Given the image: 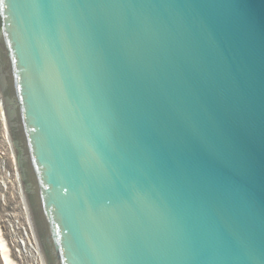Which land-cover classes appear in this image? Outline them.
Wrapping results in <instances>:
<instances>
[{"label": "water", "instance_id": "obj_1", "mask_svg": "<svg viewBox=\"0 0 264 264\" xmlns=\"http://www.w3.org/2000/svg\"><path fill=\"white\" fill-rule=\"evenodd\" d=\"M0 102L44 264H264V0H0Z\"/></svg>", "mask_w": 264, "mask_h": 264}, {"label": "built area", "instance_id": "obj_2", "mask_svg": "<svg viewBox=\"0 0 264 264\" xmlns=\"http://www.w3.org/2000/svg\"><path fill=\"white\" fill-rule=\"evenodd\" d=\"M4 130L5 131L3 135L7 142L6 144L8 145L10 155L12 157L13 166L10 167L8 165V161L5 159V156H7V150H1L0 151V183L4 187H7L9 183H13L14 176L16 180H18L20 186L21 199H22V214L20 215L13 213L7 214V216L4 218V228L6 232L8 231L7 239H5L2 235L1 236L3 237L8 247L11 245L12 247L15 248L16 252H18L19 257L23 258L24 256L27 257L34 256L37 258L36 264H44L41 251L39 249V245L36 239V235L34 234L33 231V225L30 219L29 210L24 199L7 125L4 126Z\"/></svg>", "mask_w": 264, "mask_h": 264}, {"label": "rangeland", "instance_id": "obj_3", "mask_svg": "<svg viewBox=\"0 0 264 264\" xmlns=\"http://www.w3.org/2000/svg\"><path fill=\"white\" fill-rule=\"evenodd\" d=\"M4 123L6 125V118L4 116L3 107L0 102V151L7 150V156H5V159L8 161V165L12 167L13 166L12 157L10 155L8 145L6 144L7 142L3 135L5 131ZM8 213H13L17 215L22 214V199H21V193H20V186L15 176L13 179V183H9L7 187H4L0 183V221H1L0 222V230H1L0 238L3 241H4L3 237L7 239V234H8L7 233L8 231L6 232L4 228V218L7 216ZM33 231L35 233L34 227H33ZM10 246L9 247L7 246V250H8L7 254L9 255V258L11 259V264H36V261H37L36 257L24 256L23 258H21L18 256V252H16L15 248L12 246L10 247ZM0 264H6L4 253L1 249V246H0Z\"/></svg>", "mask_w": 264, "mask_h": 264}, {"label": "bare ground", "instance_id": "obj_4", "mask_svg": "<svg viewBox=\"0 0 264 264\" xmlns=\"http://www.w3.org/2000/svg\"><path fill=\"white\" fill-rule=\"evenodd\" d=\"M0 246H1V249H2V251L4 253L6 264H11V259L9 258V255L7 254V251H8L7 250V246H6L5 242L1 238H0Z\"/></svg>", "mask_w": 264, "mask_h": 264}]
</instances>
